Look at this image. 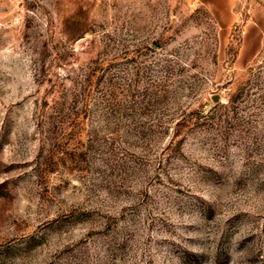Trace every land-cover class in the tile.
<instances>
[{"label":"rangeland","instance_id":"374dc122","mask_svg":"<svg viewBox=\"0 0 264 264\" xmlns=\"http://www.w3.org/2000/svg\"><path fill=\"white\" fill-rule=\"evenodd\" d=\"M0 264H264V0H0Z\"/></svg>","mask_w":264,"mask_h":264}]
</instances>
